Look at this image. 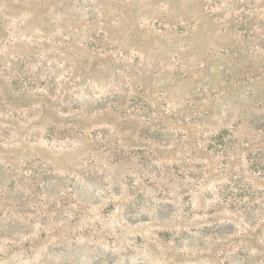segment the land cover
<instances>
[{
    "label": "rangeland",
    "instance_id": "1",
    "mask_svg": "<svg viewBox=\"0 0 264 264\" xmlns=\"http://www.w3.org/2000/svg\"><path fill=\"white\" fill-rule=\"evenodd\" d=\"M0 264H264V0H0Z\"/></svg>",
    "mask_w": 264,
    "mask_h": 264
}]
</instances>
